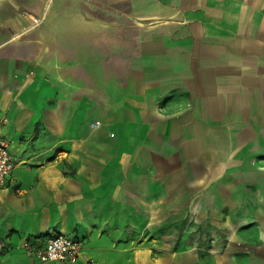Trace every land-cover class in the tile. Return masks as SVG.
Returning <instances> with one entry per match:
<instances>
[{"label":"crops","instance_id":"1","mask_svg":"<svg viewBox=\"0 0 264 264\" xmlns=\"http://www.w3.org/2000/svg\"><path fill=\"white\" fill-rule=\"evenodd\" d=\"M0 133V264H264V0H0Z\"/></svg>","mask_w":264,"mask_h":264},{"label":"built area","instance_id":"2","mask_svg":"<svg viewBox=\"0 0 264 264\" xmlns=\"http://www.w3.org/2000/svg\"><path fill=\"white\" fill-rule=\"evenodd\" d=\"M14 160L7 141L0 137V187L7 184L13 170ZM30 254L37 257L41 263L58 262L60 264H75L82 250L80 240L64 233L52 235L44 245L27 244Z\"/></svg>","mask_w":264,"mask_h":264},{"label":"rangeland","instance_id":"3","mask_svg":"<svg viewBox=\"0 0 264 264\" xmlns=\"http://www.w3.org/2000/svg\"><path fill=\"white\" fill-rule=\"evenodd\" d=\"M99 123H100L99 121H95L94 122L95 127H98L100 125ZM0 136H1V133H0ZM177 216H178V212H177ZM175 219L176 220H173L171 223L172 224L171 229L175 230V232L178 235L179 230H181V229H179L181 226V223H180L179 218H175ZM185 225L187 226L188 230L190 231L189 239H188L189 244H198V243L202 244V242L204 244L210 243L211 238L204 237V236H202V234L197 236V233L199 231L198 230V226H199L198 222L191 220V221H188L187 223H185ZM172 239H173V241H176V240L178 241V237H173Z\"/></svg>","mask_w":264,"mask_h":264}]
</instances>
